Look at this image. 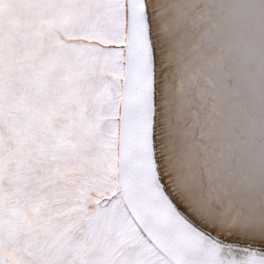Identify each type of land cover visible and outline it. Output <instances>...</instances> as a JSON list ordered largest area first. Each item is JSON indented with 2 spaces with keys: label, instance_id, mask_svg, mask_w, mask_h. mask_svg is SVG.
I'll return each instance as SVG.
<instances>
[{
  "label": "snow or ice",
  "instance_id": "1",
  "mask_svg": "<svg viewBox=\"0 0 264 264\" xmlns=\"http://www.w3.org/2000/svg\"><path fill=\"white\" fill-rule=\"evenodd\" d=\"M0 264H264V0H0Z\"/></svg>",
  "mask_w": 264,
  "mask_h": 264
}]
</instances>
